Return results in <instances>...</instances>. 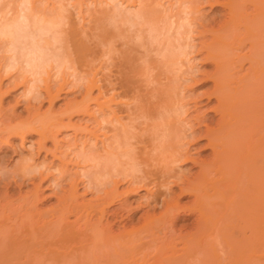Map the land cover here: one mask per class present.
<instances>
[{
	"label": "bare ground",
	"instance_id": "bare-ground-1",
	"mask_svg": "<svg viewBox=\"0 0 264 264\" xmlns=\"http://www.w3.org/2000/svg\"><path fill=\"white\" fill-rule=\"evenodd\" d=\"M43 1L20 0L8 10L6 2L0 8V40L9 53L4 66L0 65V86L4 74L16 70L18 64L32 77L29 85L26 83L27 96L50 61L58 67L67 64V68L86 64L84 69L94 73L82 68L83 74L75 80L84 81L85 97L70 109L66 103L63 117L52 112L28 121V115L26 122L22 119L12 125V113L4 118L0 114V143L9 144L10 137L23 140L26 134L35 133L40 153L48 138L56 142L59 128L71 125L76 130L70 123L74 113L88 115L86 121L91 119L98 129L85 133L94 139L103 136L99 138L102 147L95 149L93 143V148L82 154L91 163L97 161L94 167L99 170L95 172L93 164L90 172L102 176L106 171L111 180L107 183L113 185H108L112 187L109 190L106 183L100 188L107 175L95 178L88 172L90 178L103 179L94 184V191L103 196L79 200L78 184L70 181L68 192L56 196L55 205L41 209L37 205L44 200L39 196L41 182L46 181L53 165L45 169L49 173L46 177L25 165L10 170L12 174L8 171V180L5 173L1 175L7 181L2 180L5 191L0 190V264H258L264 257V0H100L97 9L86 6V11L82 10L83 0H52L49 8L43 7ZM202 4L210 10L220 6V14L206 20L202 13L196 17ZM247 4L252 12H247ZM197 18L206 23L200 22L202 39L193 45L190 35ZM194 51L200 57L190 59ZM194 60L212 65V70L199 71ZM245 62L249 66L242 73ZM90 63H97V67ZM196 72L201 77L192 79ZM185 76L202 86L211 82L199 94L191 90L188 101L193 107L203 100L204 104L214 101L207 111L218 115L216 120L208 112L181 117L188 110L182 95L183 83L188 81ZM95 89L93 97L90 94ZM46 90L52 104L61 89L56 95ZM6 92L0 90V103ZM89 102L96 110H90ZM66 116L67 123H63ZM202 140L205 143L199 149H210L211 159L197 162L190 152ZM52 150L44 151L56 157ZM187 162L199 166L197 174L185 177L176 168ZM42 163L38 164L40 169L28 165L40 171L45 167ZM55 167L54 171H64L63 166ZM34 172L40 175L37 183ZM19 179V186L30 181L33 190L15 203L20 196L12 199L8 187ZM121 181H127V188L118 189ZM173 187H177V194ZM138 190L146 191L142 197L146 211L159 207L162 211L143 214L138 226L128 228L123 222V228L115 232L113 219L114 223L118 217L120 220L124 210L130 211L124 218L135 214L128 198ZM184 197L192 199L180 205ZM116 198L122 202L110 208ZM71 214L76 216L73 221ZM192 215L195 218L184 223Z\"/></svg>",
	"mask_w": 264,
	"mask_h": 264
},
{
	"label": "rangeland",
	"instance_id": "rangeland-1",
	"mask_svg": "<svg viewBox=\"0 0 264 264\" xmlns=\"http://www.w3.org/2000/svg\"><path fill=\"white\" fill-rule=\"evenodd\" d=\"M2 1V0H1ZM0 1V2H1ZM4 1V2H3ZM2 2H1V5H0V8L2 7V6H5L6 4H8L7 5V10L12 6V3H15V2H18V1H20V0H3ZM44 1H45V3H44ZM43 1V3H44V5H43V7H45V8H49L50 6H51V2H52V0L50 1L49 0V2H46V0H44ZM48 1V0H47ZM54 1V0H53ZM73 1V0H72ZM100 0H94V2H93V0H83V5H82V10H84V11H86L85 9V7L87 6L90 10H91V8L92 9H97V7H98V2H99ZM6 2H8V3H6ZM6 3V4H5ZM42 3V4H43ZM93 3V4H92ZM164 3V6H167L168 4H166L165 2H163ZM5 4V5H4ZM84 4H86V5H84ZM95 4V5H94ZM92 5V6H91ZM249 6V7H248ZM96 7V8H95ZM132 7V6H131ZM218 7H220V6H216V7H214L212 10H210L209 9V7L207 6V5H205V4H202L201 5V7H200V9H201V12L199 13V14H197V16L196 17H200V14L202 13L203 15H204V17H206L204 20H206L207 18H210V17H212V16H214L215 14L216 15H218V14H220V9L221 8H218ZM250 7H251V9H250ZM249 8V9H248ZM6 9V8H5ZM253 8H252V6L251 5H248L247 4V12H252V11H249V10H252ZM71 10H72V14L74 15V16H76V14H75V11L76 10H74V9H72V7H71ZM85 13H87V12H85ZM195 19L196 21H195V26H196V28H192V29H194V30H192L193 31V35L191 34L190 36L192 37V39L194 40L193 41V45H197L198 44V41H200L199 39H202L201 37H200V35L198 34V32L200 31V30H202V26L201 25H199L200 24V22H202V21H200L199 19ZM219 19H220V17H219ZM203 20V21H204ZM194 23V22H193ZM203 23V22H202ZM206 22L204 21V23L203 24H205ZM197 26H198V28H197ZM199 30V31H198ZM197 31V32H196ZM198 34V35H195V34ZM196 37V38H195ZM199 37V38H198ZM207 37V39L209 38L208 36H206ZM204 39H206L205 37H204ZM203 39V40H204ZM3 43V44H2ZM192 43V42H191ZM5 43H4V41L2 42L1 40H0V58H1V60H2V62H1V60H0V65L1 66H4V63H5V60H6V58L9 56V53L8 52H6V51H4V49L6 50V48H4L5 46H3ZM2 45V46H1ZM245 51H247V49H244ZM244 50L242 51V53H244ZM8 53V54H7ZM246 53V52H245ZM87 54V53H86ZM90 54V53H89ZM92 54V53H91ZM88 55V54H87ZM89 56H91V55H89ZM86 57H88V56H86ZM199 58L200 56L199 55H196V52L194 51L193 52V54H191L190 55V59H192V58ZM4 58V59H3ZM88 59H90V58H88ZM52 65H51V64ZM55 62L54 61H50L48 64H47V66H45V70H44V73L43 74H41L40 76H39V78L41 79H38V81H36V86L33 88V93H39V95L37 96V94H33L32 92H29L30 93V95L28 94V96H27V90H26V88H28L29 86V84H28V82H29V79L31 80L32 79V77L30 78V75L28 74V73H30V72H28L25 68H24V70H23V68H22V66H24V65H22V66H19V64H18V67L16 66V70H10L9 71V73L10 74H4V76H3V81H1V84L3 85H1L0 87V90L3 92L4 91V93H5V89H6V91L8 90L9 92L7 93L6 92V94H2L3 96V98H1V103H0V114H1V116L4 118V117H7V115L10 117V115L9 114H11L12 113V115H13V118H12V116H11V118L13 119H11L12 121H11V124L13 125V124H15V122H16V124L18 123V121H19V123L22 121V119L24 120V121H22V122H26V118H27V116H28V121H29V119H32V118H30V117H34V118H41V117H43V115L44 116H47V115H49L50 113H51V115L54 113V115H55V112L56 113H61V116L63 115V113H62V111L66 108V103H67V107H69L68 109H70V105L71 104H75V103H79V101L81 102V100H83V98L85 97L84 96V93H85V91H86V86H85V84H84V81H76L77 80V78H79V76H81L83 73H82V71H84V70H90L89 68L88 69H84V66H88V65H86V64H82L83 66H78V64H74L75 65V67L77 68H73V67H69V68H67V64H65L63 67H58L59 65H55L54 64ZM97 64V63H96ZM96 64H93V63H90V65H95L96 66ZM81 65V64H80ZM49 66V67H48ZM78 66V67H77ZM92 66V67H93ZM193 66H198V68H199V71H206V72H209V71H211L212 70V65H201V64H199L198 63V61L196 60H194L193 61ZM249 66V64L247 63V62H245L244 64H243V70L241 71L242 73H244L245 71H246V69H247V67ZM57 67H58V69H57ZM97 67V66H96ZM20 68V69H19ZM73 68V69H72ZM82 68L84 69V70H82ZM69 69V70H68ZM94 69V68H93ZM56 70H58V71H56ZM63 70V71H62ZM96 70H97V68H96ZM14 71V72H13ZM19 71H21V72H19ZM24 71H27L25 74H24ZM43 71V70H42ZM61 71V72H60ZM72 71V72H71ZM91 71V70H90ZM93 71V70H92ZM91 71V72H92ZM60 72V73H59ZM71 72V73H70ZM0 73H2L1 72V70H0ZM13 73V74H12ZM48 73V74H47ZM70 73V74H69ZM75 73V74H74ZM92 73H94V72H92ZM197 73V74H196ZM193 76H195L194 78H192V79H198L199 77H201V74H199L200 72H196ZM12 74V75H11ZM19 74V75H18ZM22 74H23V76H22ZM28 74V75H27ZM39 74H40V71H39ZM59 74V75H58ZM9 76V77H8ZM11 76V77H10ZM14 76H17L16 78H14ZM19 76V77H18ZM26 76V77H25ZM192 76V77H193ZM37 77H38V75H37ZM64 77V78H63ZM71 77V78H70ZM75 77V78H74ZM17 78H18V80H17ZM23 78L25 79V80H23ZM185 78H188V81L187 82H184L183 83V86H184V88H185V90H183V92H182V95H184L185 96V99L183 100L184 101V104L186 105V108H188V110H187V113H186V115H182L181 117H186V116H194V115H199L200 116V114L202 115L203 113H207V114H209V116H214L213 117V120H216L217 118H218V115H213V112L212 111H207L208 109H210V107H212V105L214 106L215 105V102L214 101H212L211 103H208V104H204L205 103V100H203V102H202V104L201 105H199L198 107H193V106H191V102H189L188 100H189V95H190V93H191V90H195V94H199V93H201L202 91H204L208 86H210L211 85V82L210 81H208V82H205V83H202L203 84V86L202 85H200V82L198 81V83H197V81H196V83L197 84H195V81H193L192 79H191V77L189 76H185ZM14 81H13V80ZM16 79V80H15ZM22 79V80H21ZM67 79V80H66ZM76 79V80H75ZM190 79V80H189ZM8 80H10V81H8ZM79 80V79H78ZM40 81V82H39ZM76 81V82H75ZM25 82V83H24ZM37 82H39V83H37ZM193 82V83H192ZM16 83V84H15ZM23 83V84H22ZM26 83L28 84V85H26ZM79 83V84H78ZM81 83V84H80ZM19 84V85H18ZM17 85V87H15ZM25 87H24V86ZM38 85V86H37ZM47 85V86H46ZM60 85H61V87L62 86H64V87H62V88H60ZM37 87V88H36ZM83 87V88H82ZM192 87V88H191ZM11 88V89H10ZM61 89V91L60 92H58V90L59 89ZM46 89H49L48 91L49 92H51V94L53 95L54 93V95H56V94H58L59 93V95H58V97L56 96V98H54L53 99V102H52V104H50L48 101H47V90ZM190 90V91H189ZM26 91V92H25ZM186 91V92H185ZM58 92V93H57ZM199 92V93H198ZM97 93V90L95 89V90H92V92H91V94L90 95H92L93 97L95 96V94ZM25 94H26V97H25ZM31 94H33V95H31ZM40 94H41V97H39L40 96ZM189 94V95H188ZM188 95V96H187ZM38 97V98H36V100H34V99H32V97ZM91 96V97H92ZM182 101V102H183ZM73 102V103H72ZM189 102V103H188ZM89 103H91V102H89ZM50 105V106H49ZM90 106H89V108H90V110H96V106H95V104L94 103H91V104H89ZM72 106V105H71ZM92 106V107H91ZM190 106V107H189ZM65 107V108H64ZM190 108V109H189ZM4 111V112H3ZM70 111V110H69ZM202 111V112H201ZM53 112V113H52ZM66 112H67V110H66ZM64 113L65 115H67L68 113ZM34 113V114H33ZM199 113V114H198ZM38 115L37 117L35 116V115ZM32 115V116H31ZM57 115V114H56ZM60 115V114H59ZM64 115V116H65ZM73 115V114H72ZM88 115H83L82 113L81 114H75L74 113V115L73 116H71L70 117V119H71V122L70 123H72L73 125H75L74 127H76V130L74 129V128H72L71 127V125H70V127L69 126H67V127H62V128H59V129H61V130H59V129H57V130H59V132L57 131V133L55 132V134H56V142H54L53 140H52V142H53V144H52V142H51V140H50V138H48L49 140H46L45 142V145H44V147L46 148V149H44L45 151H47V149L49 150H55V155H56V157H52V156H54V155H52L53 153H50V152H46L45 153V151L42 149V151L40 150V153H38L37 152V149H38V146H36V145H38V143L36 144V141H38L39 139V137L37 136V134H35V133H28V134H26L25 135V138L23 139V140H21V138H19V136L18 137H10V139H9V144L7 143V144H2L1 145V143H0V146L1 147H3L2 149H0L1 151H3V152H1L0 151V153H3V155H5L6 156V158H5V156L4 157H2V154H0V156H1V158L3 159V160H0V190H3V191H5L4 189L5 188H3V185H4V182L5 181H7L8 180V176H10L9 174H12L14 171H13V169H15L16 167L18 168L19 166H24V167H26V168H28V169H33V171H37V173H39L40 175H43V176H40V177H44V175H45V177H46V172L49 170V168H50V166H56L57 168L59 167V168H62L61 166H63V169H61V170H64V171H60V172H58L59 171V169L58 170H56L55 169V171H54V167H53V169H52V167H51V171L49 170L48 172L50 173H48L49 175H47V177L46 178H44V180L43 181H45V179H46V181L45 182H41V189L39 190V196L42 198V199H44V200H41V202H38L37 203V205H39V208H41V209H48L50 206H52V205H55V203H56V196H60V195H62L64 192H68V190H69V188H70V184H72V183H74V182H76L78 185V187H77V193H78V196L80 197V199L79 200H81V199H83L84 198V200H92V199H96L97 197H96V194L97 195H101V196H103V194H102V192H97V191H94V190H96L95 189V185L94 184H96V183H101L100 181H102L103 182V179H101V180H99L98 181V179H100L102 176H103V178H104V174L105 175H107V176H105V178L104 179H106L107 178V180L105 181V182H103V184L104 183H106V184H102L101 183V185H102V187L101 186H99L100 188H103V186H107V190H109V189H112V182H111V184L110 183H107V182H110L111 180L110 179H108L109 177V175L108 174H106L105 172L106 171H104L105 169L103 168L102 170L104 171V173H102V176L100 175V172H99V174L98 173H95V172H97V170H99V168L97 169V167H94V166H97L96 165V163H97V161H95L94 163H91V160H88L86 157H85V154H82V153H84V151L85 150H88L90 147H92L93 148V146H94V144H95V146H94V148L96 149V148H101L100 147V144H101V140H100V143H99V138H102L101 137V135H99L98 136V138L97 139H94L95 137H92V135H90L89 133H85L86 132V130H88L89 131V129L91 130V131H93V129H95V128H97L98 129V127H96V125L97 124H95L94 123V121H91V119H90V121H86V119L88 118L87 117ZM17 117V118H16ZM63 117V116H62ZM180 117V118H181ZM0 119L2 120V118L0 117ZM15 119V120H14ZM37 119H35V120H37ZM21 120V121H20ZM62 120H63V123H67L66 121L68 120V116H66V117H64V118H62ZM85 121H86V123H85ZM90 122V123H89ZM6 124V123H5ZM95 124V125H94ZM212 125V124H211ZM84 127H86V128H84ZM84 128V129H83ZM96 129V130H97ZM55 130V129H54ZM74 130L76 131V132H74ZM90 132V131H89ZM98 133V132H97ZM99 134V133H98ZM89 135V136H88ZM5 136V135H4ZM3 136V138H5ZM12 138V139H11ZM94 140H95V142H94ZM21 141H23V142H21ZM59 142V143H58ZM184 142H186V140H184ZM33 143V144H32ZM56 145H55V144ZM94 143V144H93ZM97 143V144H96ZM204 143H205V140H202V141H199V143L196 145V147H197V149L196 148H194V149H192L191 150V156L190 157H192V158H194V160H196L197 162H199L200 160H202V159H211V155H210V152H211V150L210 149H206V150H200L199 149V147L201 146V144L202 145H204ZM91 144V145H90ZM92 144H93V146H92ZM10 145V146H9ZM32 145V149L29 147V146H31ZM53 145H55V146H58L59 145V149H56L55 148V146L53 147ZM15 147V148H14ZM36 147V148H35ZM62 147V148H61ZM55 148V149H54ZM81 148V149H80ZM6 149V151H4ZM31 151H30V150ZM13 150V151H12ZM52 150V151H53ZM80 150V151H79ZM83 150V151H82ZM200 150V151H199ZM15 151V152H14ZM57 151V152H56ZM210 151V152H209ZM37 152V153H36ZM64 152V153H63ZM200 154H199V153ZM32 153V154H31ZM49 153V154H48ZM31 154V155H30ZM44 154H46V156L44 155ZM28 155H30V156H28ZM82 155H83V159H81L82 158ZM210 155V156H209ZM33 156V157H32ZM61 156V158H59V157ZM81 156V157H80ZM195 156V157H194ZM209 156V157H208ZM31 157V160L30 159H28V158H30ZM45 157V158H44ZM58 157V158H57ZM77 157V158H76ZM79 157V158H78ZM26 159V160H25ZM84 159H85V161H84ZM27 160H29L28 162V164L29 165H32V167L34 166V165H37V167L40 165V163H42L41 165H43L44 164V168H41V170L39 171V169H40V166H39V169L35 166L34 168H32L31 166H29L26 162H27ZM51 160V161H50ZM87 160L88 161H90V162H87ZM22 161V162H21ZM25 163H24V162ZM42 161V162H41ZM53 161V162H52ZM31 162V163H30ZM84 162V163H83ZM87 162V163H86ZM47 163V164H46ZM63 163V164H62ZM39 164V165H38ZM51 164V165H50ZM93 164H95V165H93ZM182 164V163H181ZM28 165V166H27ZM92 165H93V168H94V170H95V172H94V174H96V176L97 177H100V178H98V179H93V177L92 176H95V175H93V173H91L90 171H91V168L90 167H92ZM176 165V164H175ZM175 165H173V166H175ZM195 165V166H194ZM192 164V163H190V162H187V163H183L182 165H179V164H177L176 166H178V167H176L178 170L180 169V170H182L184 173V175L183 176H190V175H195V174H197V171L199 170V166L197 165V164ZM47 166V167H46ZM186 166V167H185ZM42 167V166H41ZM55 167V168H56ZM65 167V168H64ZM47 168V169H46ZM96 168V169H95ZM47 171H46V170ZM10 170H12L11 172H10ZM43 170V171H42ZM53 170V171H52ZM94 170H92V172L94 171ZM101 170V169H100ZM4 171V172H3ZM10 173H9V172ZM57 171V172H56ZM67 171V172H66ZM75 171H77L78 173H76ZM7 172L9 173V174H7ZM91 173L90 175H92L91 176V178L88 176V174L89 173ZM5 173V174H4ZM37 173H33V174H36L37 175ZM66 173V174H65ZM68 173H69V175H68ZM81 173L84 175H82L81 176ZM86 173H88V174H86ZM195 173V174H194ZM4 174V176L6 175V177H7V180H5L4 178H3V176H1V175H3ZM51 174H52V177H51ZM74 174H76L75 176H74ZM86 175V176H85ZM39 176L37 175L36 176V180H33V181H35L34 183H37L36 181H38L39 180ZM62 176H64L65 177V180L64 179H62ZM71 176V178H69ZM77 176V177H76ZM80 176V177H79ZM96 176H95V178H96ZM5 177V178H6ZM49 177V178H48ZM58 177V178H57ZM63 177V178H64ZM84 177V178H83ZM47 178H48V180H47ZM54 178H55V181H54ZM80 178V179H79ZM88 179V183L86 184V181H87V179ZM89 178H90V181H92V182H90L89 181ZM4 179V180H3ZM58 179V180H57ZM60 179V180H59ZM76 179V180H75ZM79 179V180H78ZM81 179H83V181L81 180ZM92 179V180H91ZM4 182H3V181ZM11 180V179H10ZM110 180V181H109ZM18 181H20L21 182V180L19 179V180H17V183L15 182V186H13L14 185V183H13V181L11 180V183L13 184L12 185V187H11V185L9 186V187H11V189L8 187V195H9V193L13 196L12 197V199H14V197H19L17 200H15L14 199V202L16 201V202H18V200H20V198H21V195H23V194H28V193H30L29 191H31L32 192V183L30 182V181H28L27 183L28 184H26V183H24V185L26 184V186H23V185H21V186H19L18 185ZM72 183H71V182ZM80 181V182H79ZM82 181V182H81ZM93 181H98V182H93ZM19 182V183H20ZM26 182V181H25ZM53 183H58V184H56V185H54ZM91 183H92V186L94 187L93 189H92V186H91ZM50 184V185H49ZM54 186H53V185ZM60 184H62V185H60ZM89 184H90V186H91V191L89 190ZM17 185V186H16ZM108 185H111V186H109V187H111V188H109L108 187ZM128 185V183H127V181H121V183L119 184V186H118V189L119 190H123V189H125V188H127L126 186ZM52 186V187H51ZM87 186V187H86ZM4 187H5V185H4ZM14 187V188H13ZM16 187H19V188H16ZM21 187V188H20ZM45 187V188H44ZM55 187V188H54ZM60 187H64V189H60ZM86 187V188H85ZM57 188H59V189H57ZM104 188V189H105ZM122 188V189H121ZM15 189V190H14ZM105 189V190H106ZM11 190V191H10ZM57 190V191H56ZM3 191H0L1 193H3ZM14 191H15V193H14ZM27 191V192H26ZM41 191V192H40ZM53 192H55L54 194H53ZM146 191L145 190H138V192H136V193H133L132 194V196H130L129 198H128V203L130 202L131 204V206L130 207H133L132 209H133V212L135 213V214H133V217L131 218V219H129V218H124V217H126V215H128L129 213H130V211L129 212H127L126 210H124V212L121 214L122 215V217H120L121 219L119 220V217L117 218V222L116 223H114V219H113V224H115V225H113V229H114V231L115 232H117V230H120V229H122L123 228V225H124V223L123 222H125V225L127 226H130V227H133V225L134 226H138V225H140V223H142V221L141 220H143L142 218H144L143 216L145 215V216H147V215H150V213H151V215H153L152 214V212L153 213H155L156 215H158L162 210H161V208L159 207V208H156L155 209V211H152V210H149V212L148 211H146V206H145V201H144V198H142V197H144V195L146 194L145 193ZM172 192H174V194H177V192H178V190H177V187H173L172 188ZM57 194V195H56ZM60 194V195H59ZM19 195V196H18ZM53 195V196H52ZM55 195V196H54ZM82 196V197H81ZM111 196H112V194H111ZM111 196H109V197H111ZM50 197V198H49ZM40 198V199H41ZM108 198V197H107ZM106 198V199H107ZM191 197H184V198H181L180 199V202H179V204L180 205H185V204H187L188 202H190L191 201ZM108 200V199H107ZM116 201V203L114 204H112V205H110L109 207L111 208H115L116 206L118 207V205L120 204V201L122 200H120L119 198H118V200H117V198L115 199ZM190 200V201H189ZM40 201V200H39ZM0 202H1V204H2V202L3 201H1V199H0ZM15 202V203H16ZM43 202V203H42ZM122 202V201H121ZM54 203V204H53ZM142 203H144V204H142ZM142 204V205H141ZM136 207H135V206ZM138 205H141V206H139L138 207ZM49 206V207H48ZM116 207V208H117ZM134 208H136V209H134ZM160 209V210H159ZM136 210V211H135ZM125 211H126V213H125ZM150 211H152V212H150ZM132 212V211H131ZM144 212H147V213H144ZM149 213V214H148ZM144 214V215H143ZM143 215V216H142ZM75 215H70L69 217V219L71 220V221H73V219H75V217H74ZM124 216V217H123ZM142 216V218H140ZM94 218V217H93ZM195 218V215H192L190 218H189V221H185L184 223H189L190 221H192L193 219ZM119 220V221H118ZM124 220V221H123ZM130 220H132V222L130 221ZM140 222H139V221ZM121 221V222H120ZM127 223V224H126ZM121 224H123V225H121ZM180 224V223H179ZM118 226V227H117ZM127 226V227H128ZM130 227H128V228H130ZM117 228V229H116ZM162 233H160V235H161ZM163 235V234H162ZM161 235V236H162ZM181 244H178L177 246H179V247H181L180 246ZM219 252H220V250H218ZM220 253H222V251L220 252ZM219 253V255H222V257H223V254H220ZM261 259H264V257H262ZM259 260L258 261V264H264V260ZM223 262H226L227 263V261L225 260V261H223Z\"/></svg>",
	"mask_w": 264,
	"mask_h": 264
}]
</instances>
